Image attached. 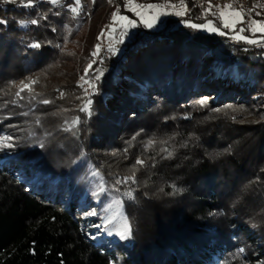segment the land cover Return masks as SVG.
Masks as SVG:
<instances>
[{
	"label": "trees",
	"instance_id": "16d2710c",
	"mask_svg": "<svg viewBox=\"0 0 264 264\" xmlns=\"http://www.w3.org/2000/svg\"><path fill=\"white\" fill-rule=\"evenodd\" d=\"M183 1L184 15L137 23L130 45L93 57L105 11L132 18L125 0H80L78 13L75 0H0V137L13 144L8 161L0 150V264H264V34L225 30ZM252 1L264 23V0ZM209 22L217 31L190 26ZM215 63L241 82L215 78ZM29 79L32 93L16 98ZM133 167L137 182L115 185ZM93 173L123 200L128 245H97L81 228L76 202ZM129 189L135 199L120 195Z\"/></svg>",
	"mask_w": 264,
	"mask_h": 264
},
{
	"label": "snow or ice",
	"instance_id": "6c2138e0",
	"mask_svg": "<svg viewBox=\"0 0 264 264\" xmlns=\"http://www.w3.org/2000/svg\"><path fill=\"white\" fill-rule=\"evenodd\" d=\"M4 2L5 3H16L17 0H4ZM47 2L51 3L52 5H57L61 2V0H47ZM19 3L23 7L33 6V0H19ZM177 7L178 6L174 4H137L134 2V0H125V8L133 12V14L139 18V21L141 23H144L147 27H152L154 21L158 19L159 15L168 14L167 9H176ZM261 7H264V5H262ZM179 8H180L179 11L174 12L175 15H183L187 11L186 7L183 5V0H181ZM210 8H211V5H209V9ZM70 10L73 13H78L81 10L80 0H75V7H72ZM205 11L207 13L208 9H206ZM218 16L221 19L222 27L228 28L229 30H234L235 25L237 23L244 22L243 10H235L232 8L231 4L224 5L223 9L219 10ZM4 23H6V21L0 20V24H4ZM24 23H25L24 21H21L22 25ZM30 23L36 24L37 21L31 20ZM117 25H118L119 30L117 28ZM135 26H136V22L133 20H130L126 16L120 15L119 8H117V10L112 13L111 24L106 26L107 33H105L104 31L101 32V36H106V38L109 39V46H108L107 51L110 52L112 55H115L117 52V48L114 45L122 44L124 42V38L129 34L128 30ZM190 26L194 28L204 27L210 31H217V28L213 27L211 22L203 26H198V25H190ZM248 29L252 31L253 33L259 32V33L264 34V23L258 22L256 20H250L248 23ZM244 30H245L244 28H240L239 32H243ZM99 38L100 37H98V39ZM234 38L246 40V38L239 35V33H237L236 37ZM246 42L254 43L256 41L246 40ZM29 46L33 48L41 47L39 43H33V44H30ZM99 52H100V45H97L95 50L92 53V56L93 57L97 56ZM92 63H95V61L93 60L89 63L88 67L85 69V74H87L88 69L91 68ZM100 74H102V72ZM81 79L84 80V77H81ZM96 79H99V74L97 75ZM36 83H38V81L35 79H29L27 82L21 81L19 85H16V87L18 88V91L15 93V96L17 98H22L21 92L25 90H27L31 94L32 86L35 85ZM84 83H87L90 89L95 88L94 82L84 80ZM36 95H31V99L35 100ZM63 95L64 93H61V96ZM42 103L48 104L50 103V101L45 99L42 101ZM206 103H207L206 100L200 101L201 105H204ZM91 104H92L91 100H86L85 103L81 106L80 111L88 112L89 115H91ZM71 123L73 126H75L76 124L79 123V121L78 119L74 118L71 121ZM133 139H135V137H133ZM11 141H12V137H9V136L0 137V149L12 147L13 144L11 143ZM155 143L156 141L153 139L148 140L146 142V148L154 145ZM161 143H167V141H161ZM41 146H43V144H41ZM162 151L166 152L167 156L169 157L172 155V152L168 151L167 148L162 149ZM143 164H144V160L142 159H137L135 161L136 166H143ZM136 171H137L136 167H133V169L131 170V174L124 177L123 179H116L115 185H120L122 183L127 184L129 182L133 184L136 183L137 182L136 181ZM94 175H98V174L94 173ZM103 191H105V188H104L103 183H101L99 186V191L94 194L98 195L99 192H103ZM115 191L119 193L118 188L115 189ZM133 191L134 190L129 189L128 191H125L120 195L130 200L135 199L133 195ZM113 209H115V213L113 215L104 217L106 221V225L112 224L113 221H117V220H118V223L114 224L113 227L111 228L105 227V230L108 232L109 235L115 234L122 240L130 239L131 234H132L131 227H130L128 218L124 215V212H123V200L120 198L114 197L111 203H109L103 211L104 213H109ZM86 215H97V213L92 211V212H88ZM239 251L240 253H243L244 249H240Z\"/></svg>",
	"mask_w": 264,
	"mask_h": 264
},
{
	"label": "rangeland",
	"instance_id": "374dc122",
	"mask_svg": "<svg viewBox=\"0 0 264 264\" xmlns=\"http://www.w3.org/2000/svg\"><path fill=\"white\" fill-rule=\"evenodd\" d=\"M107 1L110 5L111 0H107ZM190 1L192 3L198 5L199 7H201L204 11L206 10L205 7L203 6L204 3L205 2L212 3V6L214 7V13H212V15H217L219 10L223 9V6L226 4H231L232 8L235 10L247 9L246 8L247 6L250 7L249 11H252L255 8V5H254L252 0H190ZM200 1H202L203 4ZM134 2L139 4L136 0H134ZM213 2H215V3L213 4ZM180 3H181V0H166L163 4H174V5H177L178 7L176 9H167L168 14L159 15L158 19H156L154 21L152 27H147L144 23H141L139 21V18L137 16H135L133 14V12L128 10L132 14V18H129V19L135 21L136 24L141 23L142 25L146 26L147 28L153 29L156 26H160L162 20L166 16H182V15H175L174 14L175 11L180 10V8H179ZM183 5H184V1H183ZM242 6H244V7L241 8ZM207 13H209V12L207 11ZM209 14H211V13H209ZM103 17H106L109 20L112 18V16L110 14H108L106 11H105ZM110 24H111V21L109 23L107 22L105 24L104 28L102 29V31L107 32L106 26H108ZM117 28H118V25H117ZM134 29H135V27H132L128 30L129 34L124 38V40H126L124 43L125 46L130 45V42L132 41V33L134 32ZM224 29L229 30L228 28H224ZM118 30H119V28H118ZM198 30L200 32L206 33V34L214 32V31H210L204 27H200V28H198ZM101 32L97 36V39H98V37H100L98 45H100V51H103V50H105L106 46L107 47L109 46V42L103 41L104 39H103V36H101ZM246 40H244L245 43H247L246 45L250 46L251 43L246 42ZM233 41L236 42L237 41L236 38H234ZM96 46H95V48H96ZM208 55H210V52L208 53ZM221 65H222L221 63H215L214 64L213 74H214L215 78L219 77L220 79H222V78L227 79L229 81H232L233 83L241 82L242 78H241L240 74L237 73L235 66L232 68V71L230 72V74L226 75L224 72H221V69H220ZM23 81L27 82L28 80H23ZM20 82L21 81H18L16 83V85H19ZM210 82L211 81H209V83H207V84H210ZM84 87L88 93L89 87L87 85H84ZM17 91H18V88H17ZM23 92L29 93L27 90H25ZM18 99H20V98H18ZM4 136H7V135L3 134L1 137H4ZM0 150L5 151L4 155H3L4 161H8V159L12 157L11 153H9L7 151V148H2ZM31 182L32 181L29 180L28 183H31ZM101 183H103V185H104V182L101 180L99 175H94V173H93L91 175L90 179L88 180L87 187L84 191L83 196L81 197L80 200H78L76 202L77 210L81 211V228H82L84 234L86 235V237L88 239L92 240L97 245L105 246L108 248L115 246L119 243L128 245V243L131 241V238L127 239V240H122L116 235H109L108 232L105 230V227H108V228L113 227V223L106 225V221H105L104 217L113 215L115 213V209L111 210L109 213H104L103 210L105 209V207L109 203H111L113 198H111L110 196H107L105 191L99 192L98 195L94 194V193L99 191V186ZM104 188H105V186H104ZM69 201H70V196L68 195V196H66V198L64 200V205H67L69 203ZM92 211L96 212L97 215H86L88 212H92ZM98 217H99V220L97 221L96 219Z\"/></svg>",
	"mask_w": 264,
	"mask_h": 264
},
{
	"label": "built area",
	"instance_id": "2783aa9c",
	"mask_svg": "<svg viewBox=\"0 0 264 264\" xmlns=\"http://www.w3.org/2000/svg\"><path fill=\"white\" fill-rule=\"evenodd\" d=\"M202 3V1H200ZM215 2H213L214 4ZM203 4V3H202ZM209 5H211V8L209 9ZM205 9H208V12L209 13H214V7L212 6V3H208V2H205L204 5ZM244 6H242L241 8H243ZM247 9H242L243 12H244V22H249V20L251 19V15H250V11H249V6L246 7ZM264 45V43H263Z\"/></svg>",
	"mask_w": 264,
	"mask_h": 264
},
{
	"label": "bare ground",
	"instance_id": "6f19581e",
	"mask_svg": "<svg viewBox=\"0 0 264 264\" xmlns=\"http://www.w3.org/2000/svg\"><path fill=\"white\" fill-rule=\"evenodd\" d=\"M117 223H118V220H117V221H114V222H113V225H114V224H117ZM113 235H115V234H113ZM106 237H107V236H106ZM98 244H99V243H98Z\"/></svg>",
	"mask_w": 264,
	"mask_h": 264
}]
</instances>
